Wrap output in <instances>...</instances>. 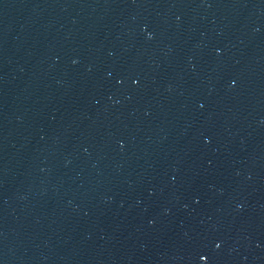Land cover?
<instances>
[{"label":"water","instance_id":"water-1","mask_svg":"<svg viewBox=\"0 0 264 264\" xmlns=\"http://www.w3.org/2000/svg\"><path fill=\"white\" fill-rule=\"evenodd\" d=\"M0 264H264V0H0Z\"/></svg>","mask_w":264,"mask_h":264}]
</instances>
